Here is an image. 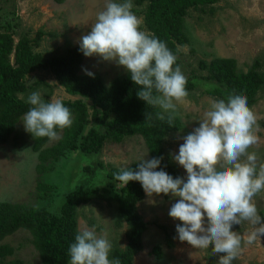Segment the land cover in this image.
<instances>
[{"label":"rangeland","instance_id":"rangeland-1","mask_svg":"<svg viewBox=\"0 0 264 264\" xmlns=\"http://www.w3.org/2000/svg\"><path fill=\"white\" fill-rule=\"evenodd\" d=\"M106 0H0V29L9 23L15 32L27 33L33 37L37 30L45 32L35 50L45 56L62 55L68 47L80 46V38L90 32L96 14L104 8ZM124 2V0H117ZM133 4L132 11L142 20L141 5ZM141 28L145 29L143 25ZM184 30L189 42L179 45L177 64L186 77L192 74H205L198 61L215 56L233 57L237 68L247 71L255 60L260 62L258 70L264 71V0H217L203 8H189L184 17ZM47 32H54L49 36ZM17 35H14V40ZM98 73L105 85L118 74L126 72L115 62L102 60L93 55L83 54L79 73ZM47 84H46V83ZM27 88L18 93L24 100L32 92H40L46 101L51 99H74L78 96L67 93L59 85L51 71L41 68L26 76ZM201 87L188 90L186 104L178 107L173 114L180 121V128L169 133L164 142V159L179 170L180 176L187 179V172L172 157L179 153L184 137L199 126V119L209 109L210 101L219 98L204 93ZM90 104L89 100H86ZM257 116L256 135L258 144L250 152H255L264 162V85L258 90L256 101L250 106ZM4 143H0V201L20 202L29 206H43L58 210L64 193L78 184L87 186H109L111 181L107 171L111 167L123 168L134 161L149 158L148 146L141 134L126 136L120 142L105 140L99 151L85 153L79 149H62L57 157H48L42 165L37 151L32 149V136L25 130L21 120ZM90 124L87 125L86 129ZM85 129V130H86ZM60 131L58 135L60 136ZM56 140L48 139L43 147L52 146ZM41 183V185L39 184ZM144 191V190H143ZM179 198L170 195L144 196L136 206L146 228L141 235L142 248L132 264H218L221 254H213L209 249H196L178 239L177 224L182 222L169 215L172 204ZM259 213L264 209V193L256 197ZM77 229H94L98 234L106 233L114 248H124L127 244L128 226L119 219L116 202L93 199L76 207ZM164 226V227H162ZM233 230L240 234L253 231L247 222L234 225ZM168 231L172 246L166 241ZM28 230L19 228L6 235L0 243L13 247L11 254L0 258V264H42L37 250L32 244ZM155 247L161 251L156 254ZM112 249V250H113ZM111 254V253H110ZM110 259L111 256H110ZM233 264H264V237L255 243L244 246Z\"/></svg>","mask_w":264,"mask_h":264},{"label":"clouds","instance_id":"clouds-1","mask_svg":"<svg viewBox=\"0 0 264 264\" xmlns=\"http://www.w3.org/2000/svg\"><path fill=\"white\" fill-rule=\"evenodd\" d=\"M132 8L131 0H106L90 32L80 38V50L87 57L96 55L123 66L139 86L140 99L178 114L189 96L178 56L165 42L142 30V20ZM27 103L30 108L21 120L37 139L56 140L57 129L73 124L70 109L59 99L46 101L37 91L28 96ZM198 121L199 126L184 137L179 153L172 154L186 170V180L157 170L161 158L143 159L134 170L114 173V179L124 186L139 181L149 197L179 198L169 211L182 222L176 226L178 239L196 249L212 246L213 254H221L218 264H233L244 246L264 237V217L255 202L264 193V162L249 151L259 141L257 116L245 95L233 94L226 100L210 101ZM245 222L253 231L242 235L233 230ZM112 249L106 233L85 227L68 249L70 264H121L118 258L110 259Z\"/></svg>","mask_w":264,"mask_h":264},{"label":"trees","instance_id":"trees-1","mask_svg":"<svg viewBox=\"0 0 264 264\" xmlns=\"http://www.w3.org/2000/svg\"><path fill=\"white\" fill-rule=\"evenodd\" d=\"M133 1L138 5L145 2L142 20L147 33L165 42L178 56V46L189 42L184 30L188 9L203 8L217 0ZM43 34L45 32L41 29L33 37L24 32L15 34L9 23H4L0 29V143L7 140L17 121L30 108L27 100L18 96L27 88L26 76L34 70L46 68L67 93L78 97L60 99L70 109L73 124L63 130L57 129L61 133L56 143L43 147L48 138L37 139L30 133L32 149L37 151L40 165L48 157L59 156L62 149L97 152L105 140L120 142L128 135L141 134L148 146V159L161 158L157 170L162 169L173 177H179V170L163 155L166 136L181 126L178 117L164 114L159 106L147 105L140 99L137 95L139 86L131 80L127 71L116 75L108 85L96 72H92L94 76L79 73L83 52L78 45L68 47L62 55L45 56L35 50ZM47 34L55 35L54 32ZM14 35H17L16 40ZM198 64L206 73L187 77V90L201 87L204 93L225 100L229 95L243 94L251 106L257 99L258 90L264 85V71L257 69L260 66L258 60L247 71L238 69L233 57L215 56L208 61L200 59ZM158 113L165 118L161 120ZM88 124L90 126L86 129ZM139 162L134 161L123 168L111 167L106 173L113 181L109 186L78 184L69 189L64 193L58 210L0 201V240L19 228L28 230L42 264H70L68 249L80 232L76 227V207L101 199L116 202L118 217L128 226L127 244L124 248H114L110 256L118 258L121 264H132L135 254L142 248L141 235L147 225L136 206L144 196V189L139 181H130L126 186L120 184L114 179V173L121 169L134 170ZM261 213L264 216V209ZM165 237L167 244L172 246L168 231ZM155 249L156 254L161 256L159 248ZM12 252L10 244L0 243V258Z\"/></svg>","mask_w":264,"mask_h":264}]
</instances>
